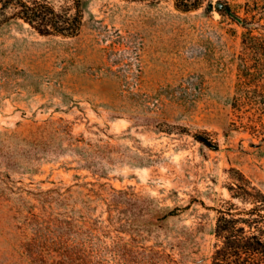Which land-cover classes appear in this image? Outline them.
Listing matches in <instances>:
<instances>
[{
    "label": "rangeland",
    "instance_id": "obj_1",
    "mask_svg": "<svg viewBox=\"0 0 264 264\" xmlns=\"http://www.w3.org/2000/svg\"><path fill=\"white\" fill-rule=\"evenodd\" d=\"M83 13L0 25V264H211L233 176L264 191V0Z\"/></svg>",
    "mask_w": 264,
    "mask_h": 264
},
{
    "label": "trees",
    "instance_id": "obj_2",
    "mask_svg": "<svg viewBox=\"0 0 264 264\" xmlns=\"http://www.w3.org/2000/svg\"><path fill=\"white\" fill-rule=\"evenodd\" d=\"M177 5L185 9L188 3ZM83 0L61 9L50 0H0V25L12 18H21L42 34L76 35L83 23ZM247 81L239 82L240 94L250 95L257 91L245 87ZM235 96V106L242 97ZM264 101V94H263ZM233 198L227 206L218 210L215 234L217 242L211 264H264V191L242 171L233 176L228 185Z\"/></svg>",
    "mask_w": 264,
    "mask_h": 264
},
{
    "label": "water",
    "instance_id": "obj_3",
    "mask_svg": "<svg viewBox=\"0 0 264 264\" xmlns=\"http://www.w3.org/2000/svg\"><path fill=\"white\" fill-rule=\"evenodd\" d=\"M218 6H222V3H221V2H219V3H218Z\"/></svg>",
    "mask_w": 264,
    "mask_h": 264
}]
</instances>
